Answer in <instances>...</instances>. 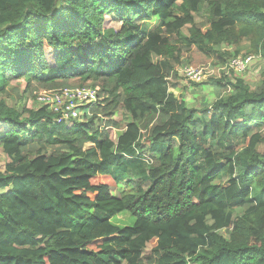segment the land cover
Returning a JSON list of instances; mask_svg holds the SVG:
<instances>
[{"label":"trees","instance_id":"obj_1","mask_svg":"<svg viewBox=\"0 0 264 264\" xmlns=\"http://www.w3.org/2000/svg\"><path fill=\"white\" fill-rule=\"evenodd\" d=\"M242 42L264 69V0H0V264H264V70L209 77L201 108L168 81L183 53L221 65ZM12 81L97 102L58 123L8 105Z\"/></svg>","mask_w":264,"mask_h":264},{"label":"rangeland","instance_id":"obj_2","mask_svg":"<svg viewBox=\"0 0 264 264\" xmlns=\"http://www.w3.org/2000/svg\"><path fill=\"white\" fill-rule=\"evenodd\" d=\"M197 23H206L207 17L204 14V12L201 10L200 13L196 17ZM144 26L147 28V31H155L159 27V20L155 17L149 18L144 21ZM111 26L114 28L118 27V24L116 21L111 22ZM227 49L229 52L231 48L228 47H221V50ZM249 52V43L242 42V44L238 47V54L236 57H244V56H253L252 62L247 67V69L242 73H232L228 72L229 78H233L235 80L238 77L243 78L246 82H248L249 86L251 88H254L261 79V73L264 70L263 69V61L260 57L252 55ZM231 58V57H230ZM229 59H227L228 61ZM181 63L175 67V70L177 72V77L173 78L172 76L168 79L170 85H175V88H170V93L174 95L173 97L178 99H183L187 107H195V108H201L203 106H206L210 103H212L215 100V94L213 90V86L208 84V80L202 82L201 84H190L189 81H187L182 74V70L184 67L187 68H194V69H205L208 74H210V77H213V79H220L223 74L226 73L225 65L227 61L221 65H213L211 60L208 61H198V59H194L190 57L189 53H183L180 58ZM194 61V63H192ZM13 87L18 88L21 91V96L17 97V94L11 92L10 88ZM24 84L22 82L12 81L11 85L7 86V91H10V97H6L5 101L10 106H15L17 110L21 111L24 108H32L37 109L39 107V104L36 99H32L28 95H22V91L24 89ZM44 92V91H42ZM41 91L36 93V95L42 93ZM222 93V92H220ZM219 93V94H220ZM0 99H4V96L0 94ZM125 115L119 110L118 113L112 114L111 118L114 120H117L120 122L121 128L126 124L125 122L128 121L127 119H123ZM119 130H114L111 133V136L113 139H115V135L119 134ZM7 159L3 153H1L0 150V169L3 170L4 165L7 163ZM128 178L122 179L121 182L117 185L116 189L113 191H129L131 189L130 183L127 182ZM94 214H99L97 212H93ZM111 222L118 226H125L130 224V220L127 213L120 214L119 216L111 219ZM154 244L150 243L147 246L146 252H149V248Z\"/></svg>","mask_w":264,"mask_h":264},{"label":"built area","instance_id":"obj_3","mask_svg":"<svg viewBox=\"0 0 264 264\" xmlns=\"http://www.w3.org/2000/svg\"><path fill=\"white\" fill-rule=\"evenodd\" d=\"M253 56L233 57L225 65L226 75L228 72L235 74L244 72L252 62ZM183 77L190 82L201 84L208 80L210 74L205 69H194L184 67ZM39 104L47 106L53 113H57L56 121H74L82 119L84 111L88 110L87 105L97 102L96 90L90 87L84 89L63 88L55 91H44L37 95ZM81 107H84L81 110Z\"/></svg>","mask_w":264,"mask_h":264}]
</instances>
